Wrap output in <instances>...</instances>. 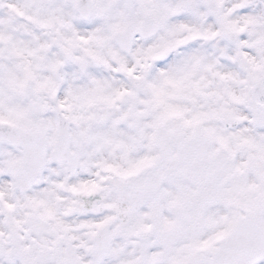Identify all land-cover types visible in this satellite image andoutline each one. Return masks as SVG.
Returning <instances> with one entry per match:
<instances>
[{
  "label": "snow or ice",
  "instance_id": "6c2138e0",
  "mask_svg": "<svg viewBox=\"0 0 264 264\" xmlns=\"http://www.w3.org/2000/svg\"><path fill=\"white\" fill-rule=\"evenodd\" d=\"M0 264H264V0H0Z\"/></svg>",
  "mask_w": 264,
  "mask_h": 264
}]
</instances>
